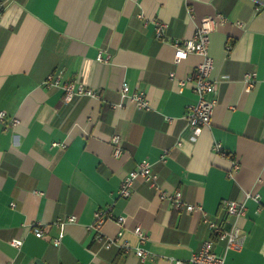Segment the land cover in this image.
I'll list each match as a JSON object with an SVG mask.
<instances>
[{"label": "crops", "instance_id": "obj_1", "mask_svg": "<svg viewBox=\"0 0 264 264\" xmlns=\"http://www.w3.org/2000/svg\"><path fill=\"white\" fill-rule=\"evenodd\" d=\"M0 3V111L6 121L19 120L7 128L0 122V264H168L169 258H189L210 237L202 213L175 209L139 178L129 197L117 194L141 160L151 164L161 191L178 190L183 203L200 205L215 222L223 218V201L257 194L262 209L245 200V213L236 219L242 247L228 250L224 264H264V0ZM206 18L213 19L207 50L214 94L208 97L215 105L209 125L192 128L184 114L196 96L187 78L202 58L190 53L174 63L172 43L190 39ZM154 21L166 23L161 39ZM98 52L108 61H97ZM251 71L255 83L245 90L242 77ZM48 75L79 82L99 98L64 103L60 88L43 85ZM122 83L142 91L150 108L127 100L117 106ZM113 135L120 157L112 155ZM215 142L223 154L213 151ZM97 210L108 217L104 238L116 239L109 248L89 227ZM70 215L75 222L64 225L53 246L55 220ZM118 217L124 218L120 227ZM35 223L42 236L33 234ZM136 226L146 235L143 244ZM11 239L21 245L11 246ZM123 242L142 247L148 257L123 252ZM222 248L219 241L213 247L218 254Z\"/></svg>", "mask_w": 264, "mask_h": 264}, {"label": "built area", "instance_id": "obj_2", "mask_svg": "<svg viewBox=\"0 0 264 264\" xmlns=\"http://www.w3.org/2000/svg\"><path fill=\"white\" fill-rule=\"evenodd\" d=\"M187 2L201 1V0H185ZM2 10V4L0 3V13ZM192 9L188 7L190 12ZM218 22H222L223 18L217 16ZM213 19H203L197 26L193 36L187 40H174L172 46L174 48L173 61L177 63L186 58L190 53L201 56V61L195 66L192 74L187 78L193 83V92L196 96L195 102L188 106L184 118L189 127L199 128L207 126L210 123L213 107L215 105L214 98H209V95L214 94V85L210 79V73L212 70V59L208 55V43H209V32L212 29ZM154 35L155 38L161 39L163 36L166 23L160 21H154ZM96 60L100 62H107L108 57H102L100 52L96 55ZM256 74L255 72H246L243 74L242 82L245 90H250L255 83ZM180 85L183 82H179ZM43 85L46 87H57L63 91L62 100L64 103L70 102L73 98L79 96H87L91 98H99V95L90 88L84 87L79 82L67 81L60 83L58 77L48 75L43 81ZM120 102L117 106H121L124 100L132 102L138 109L147 110L150 108L149 102L142 91L134 90L130 91L126 83H122L119 90ZM0 122L4 124L5 128L15 127L19 124V120L11 118L6 121V114L4 111H0ZM112 145V155L114 157H120L122 154V148L119 146V137L113 135L110 138ZM179 143L177 142V145ZM51 146L64 147V144L52 142ZM212 149L214 152L223 154L219 143H213ZM166 151H163L161 158L163 159ZM233 168L237 169L238 164L233 162ZM141 179L148 184L149 187L159 192L160 199H167L177 210H185L186 212L198 211L203 215V222L207 225L210 231V237L205 239L200 248L190 255L187 259H176L169 258L168 264H224L225 254L228 250H239L242 247L244 236L240 233L236 219L245 213V200L251 199L257 204L256 211L262 209L259 197L257 194L245 192L243 199L241 200H225L222 202L223 218L219 222L209 220L205 217L202 208L198 204H185L181 200V194L176 190L173 194L168 195L159 189L156 182V175L151 170V164L147 160H141L135 170L128 172L121 180L117 194L119 197H129L132 189V184L136 179ZM107 216L101 210H97L94 213V221L89 226L95 232V239L102 242L105 248L115 244V238H104L101 227ZM75 222V217L70 215L65 218H58L54 222V226L58 228L57 235L52 239L53 246H58L62 238V229L65 224ZM124 222L123 217H118L116 223L118 226H122ZM31 230L35 236H42L43 230L39 224L35 223L31 226ZM134 234L138 238L139 244H143L146 240V235L140 226H136L133 229ZM120 235L118 232L117 236ZM222 242L223 248L222 253L218 254L214 251L213 247L216 242ZM9 244L15 248L21 245V241L17 239H11ZM119 248L127 253L133 251L134 254L140 259L144 260L148 257V252L142 247H135L131 249L130 246L123 242Z\"/></svg>", "mask_w": 264, "mask_h": 264}, {"label": "water", "instance_id": "obj_3", "mask_svg": "<svg viewBox=\"0 0 264 264\" xmlns=\"http://www.w3.org/2000/svg\"><path fill=\"white\" fill-rule=\"evenodd\" d=\"M34 263H35V264H46L45 262H43V261H41V260H39V259H35V260H34ZM75 264H77V263H75Z\"/></svg>", "mask_w": 264, "mask_h": 264}]
</instances>
